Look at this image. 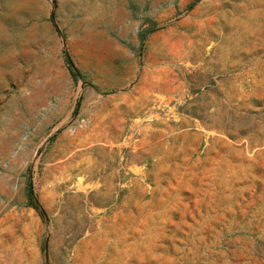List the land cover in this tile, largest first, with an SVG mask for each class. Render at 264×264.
Segmentation results:
<instances>
[{
  "label": "rangeland",
  "instance_id": "rangeland-1",
  "mask_svg": "<svg viewBox=\"0 0 264 264\" xmlns=\"http://www.w3.org/2000/svg\"><path fill=\"white\" fill-rule=\"evenodd\" d=\"M0 264H264V0H0Z\"/></svg>",
  "mask_w": 264,
  "mask_h": 264
},
{
  "label": "trees",
  "instance_id": "trees-1",
  "mask_svg": "<svg viewBox=\"0 0 264 264\" xmlns=\"http://www.w3.org/2000/svg\"><path fill=\"white\" fill-rule=\"evenodd\" d=\"M66 61H67V64L69 66L71 74L73 75V77L76 78L79 75V72L76 70L74 63L72 62L68 53H66Z\"/></svg>",
  "mask_w": 264,
  "mask_h": 264
}]
</instances>
